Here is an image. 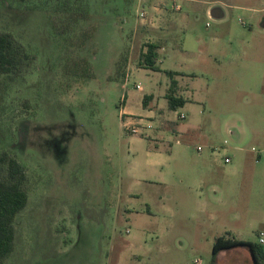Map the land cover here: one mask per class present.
<instances>
[{
	"label": "rangeland",
	"instance_id": "1",
	"mask_svg": "<svg viewBox=\"0 0 264 264\" xmlns=\"http://www.w3.org/2000/svg\"><path fill=\"white\" fill-rule=\"evenodd\" d=\"M68 1L0 0V31L35 55L24 74H0V151L28 176L14 250L2 264H209L219 235L264 238V0H231L222 21L184 7L186 22L172 20L173 0H86L90 19L75 34L93 26L94 35L70 52L92 65L82 81L64 73L66 49L50 25ZM147 43L165 54L158 70L141 63ZM168 69L184 75L175 92L185 106L170 111L158 96L151 129L128 132L119 113L125 93L140 83L160 94ZM151 142L160 165L149 164ZM216 146L231 159L228 172L216 170L222 190L196 182L202 162L220 166ZM249 253L229 248L218 264H253Z\"/></svg>",
	"mask_w": 264,
	"mask_h": 264
},
{
	"label": "trees",
	"instance_id": "2",
	"mask_svg": "<svg viewBox=\"0 0 264 264\" xmlns=\"http://www.w3.org/2000/svg\"><path fill=\"white\" fill-rule=\"evenodd\" d=\"M16 1L25 5L30 0ZM67 5L63 14L50 19L51 30L66 49L67 60L63 66L64 73L78 81L87 80L93 77L90 61L86 56H79V54L73 56L70 52L86 49L93 38L95 28L83 27L76 35L75 29L80 26V23L87 24L90 19L88 4L86 0H69ZM156 49V44H146V49L140 53V60L144 67L158 70L155 66ZM34 60L35 55L29 53L11 33L0 31V74L20 76L29 69ZM164 72L170 79L165 94L167 107L170 110H176L186 102L184 97L177 96L175 93L176 80L173 76L178 73L171 70ZM143 104L145 105L144 100ZM27 201L28 176L24 166L8 150L0 151V264L4 263L14 250V221L16 215L27 205ZM239 245L248 248L253 264L264 262V249L258 242L219 235L213 241L209 264H217L216 255L220 250Z\"/></svg>",
	"mask_w": 264,
	"mask_h": 264
},
{
	"label": "crops",
	"instance_id": "3",
	"mask_svg": "<svg viewBox=\"0 0 264 264\" xmlns=\"http://www.w3.org/2000/svg\"><path fill=\"white\" fill-rule=\"evenodd\" d=\"M197 2V6L195 4H193V2ZM151 2V0H149V3ZM180 8L177 10H174L175 13L172 16V20H181L183 22H186V19L188 17V13L182 12V8L185 7V11L189 12V10L192 8V6L195 8H198L199 10H201V12L206 14L207 18H212L214 20H218V21H222L223 19H227V17L229 16V11L228 8L232 7V1L231 0H181V3H179ZM165 5V4H164ZM166 6V5H165ZM167 7V6H166ZM195 10V9H194ZM260 8H254L251 9L250 12L252 13H258L260 12ZM165 16V13H164ZM172 24H174L172 22ZM174 27V26H173ZM177 30V29H176ZM182 44H180V53L181 55H184V57H187V59H192L189 56H193L192 52L187 50ZM162 48V47H161ZM159 47L157 46V56H158V51H159ZM163 50V49H161ZM165 51V50H163ZM161 56L156 58V62L155 65L158 67V69H160V64L164 61V59L162 58L163 56H165L164 52H161ZM196 55V54H194ZM205 59L206 62L211 61V53H209ZM204 57V58H205ZM171 71H174L178 74L174 75L173 78L176 80V85H182V80L184 76L182 74V71H179L177 69H168ZM167 76V75H166ZM127 79V78H126ZM169 77L167 76V81L165 82V86L163 88V90H161L160 94H155L154 93V89H151L149 87V90L143 89L140 87H136L135 85V89H131L128 90L125 93V96L123 97V104L121 109L119 110V113L121 115H123V125L125 123V120H129V119H133L135 120V122L138 124L139 128H142L144 130H148L149 128H147L146 126L151 124V121H149V118H153V117H157V115H159V111L158 108H156V105L158 103V96H161L165 102H166V107H167V100L165 98V94L167 93V89L169 87ZM123 85H125L127 82L122 81ZM176 93V92H175ZM177 93H180V91ZM185 97V96H184ZM186 98V97H185ZM143 100L145 102V105L143 104ZM188 101V99H186V102ZM186 102L184 103L183 106H185ZM136 105L140 106V110L139 112L136 114L133 111V107H135ZM182 106V107H183ZM168 108V107H167ZM181 108V107H179ZM178 109V108H177ZM176 110H170V111H177ZM157 113V114H156ZM152 126V124H151ZM178 126V125H177ZM192 128V125L189 126L188 124H184L183 125V129L185 130L186 133H189ZM151 129V128H150ZM179 129L176 128V130H173V132H177ZM166 131V130H163ZM162 130H160L159 132H157L156 137L158 139H161L162 137ZM157 142V141H156ZM153 144L152 142L149 143V149L146 151L147 156L149 157V164L151 165H160L165 161L164 155L161 152V150L159 149V144L157 145ZM224 154L230 156L229 153V149H225L224 150ZM220 157V156H219ZM221 159V158H220ZM231 161V159H230ZM220 164V166H216V167H211L210 165H207L206 163L204 164V162H202L200 165H198L196 167L197 173H198V178L196 179L197 185L199 187H201L202 185H204L207 182H212L211 185L217 187L218 189H221V186H219V182L222 181L223 179V175L219 176L218 173L216 172V170L220 169L221 170V174H223V172H228L230 170V168H226V166L228 165V163H223L222 160H220V162H218ZM218 170V171H220ZM202 207L203 208H207L208 205L207 203H202ZM225 237H234L231 236L230 234H226L224 235ZM235 238V237H234ZM255 242V241H254ZM258 242V241H257ZM228 249H223L220 250L217 255H216V262L217 264L219 263V261H221L220 259V255H222L224 253V251H226ZM250 254V253H249ZM224 255V254H223ZM251 257V254H250ZM233 259L236 258V256L233 255L232 257ZM251 261L253 263V259L251 257Z\"/></svg>",
	"mask_w": 264,
	"mask_h": 264
},
{
	"label": "built area",
	"instance_id": "4",
	"mask_svg": "<svg viewBox=\"0 0 264 264\" xmlns=\"http://www.w3.org/2000/svg\"><path fill=\"white\" fill-rule=\"evenodd\" d=\"M173 1H174L173 5L171 4L172 8L179 9L180 6H179L177 0H173ZM138 16L141 19H144L146 17V12L141 10L138 12ZM139 85H140V83L135 84L136 87H139ZM175 117H176V119L181 120V119L185 118V114L183 112H176ZM124 126H125L126 130L130 133L139 132L138 124L133 119L125 120ZM146 127L150 129L152 126H151V124H149ZM196 150L200 151V150H202V147L198 145L196 147ZM224 150H225V146H216V147L211 148V152L216 154V155H219L221 160L223 161V163H229L230 157L228 155L224 154ZM252 151H254V148H252ZM258 243L261 244L263 246V249H264V238H263L262 232L258 233ZM194 262H195V264H200V259H196Z\"/></svg>",
	"mask_w": 264,
	"mask_h": 264
}]
</instances>
